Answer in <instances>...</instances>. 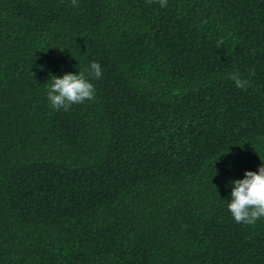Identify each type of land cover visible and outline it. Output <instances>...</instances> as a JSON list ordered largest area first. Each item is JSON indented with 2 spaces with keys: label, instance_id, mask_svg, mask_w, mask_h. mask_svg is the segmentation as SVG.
<instances>
[{
  "label": "trees",
  "instance_id": "obj_1",
  "mask_svg": "<svg viewBox=\"0 0 264 264\" xmlns=\"http://www.w3.org/2000/svg\"><path fill=\"white\" fill-rule=\"evenodd\" d=\"M78 4L0 0V264H264L227 208L264 163V0Z\"/></svg>",
  "mask_w": 264,
  "mask_h": 264
},
{
  "label": "clouds",
  "instance_id": "obj_2",
  "mask_svg": "<svg viewBox=\"0 0 264 264\" xmlns=\"http://www.w3.org/2000/svg\"><path fill=\"white\" fill-rule=\"evenodd\" d=\"M151 2V0H150ZM161 7L167 6V0H158ZM73 7H79L78 0H71ZM89 76L95 79L102 77V68L98 62H91L88 69ZM238 88L248 85L247 79H242L241 74H230ZM95 87L90 82L84 71L76 74L72 72L63 75L51 76L47 85V99L55 110L69 111L74 104H83L95 98ZM231 183V199L227 208L234 221L241 224L252 225L258 219L264 218V163L257 171H245L242 179Z\"/></svg>",
  "mask_w": 264,
  "mask_h": 264
}]
</instances>
